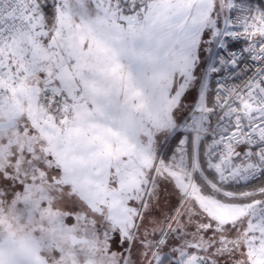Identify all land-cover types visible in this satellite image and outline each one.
Returning <instances> with one entry per match:
<instances>
[{"label": "snow or ice", "instance_id": "6c2138e0", "mask_svg": "<svg viewBox=\"0 0 264 264\" xmlns=\"http://www.w3.org/2000/svg\"><path fill=\"white\" fill-rule=\"evenodd\" d=\"M0 264H264V0H0Z\"/></svg>", "mask_w": 264, "mask_h": 264}]
</instances>
